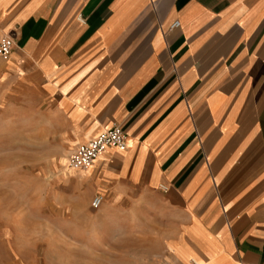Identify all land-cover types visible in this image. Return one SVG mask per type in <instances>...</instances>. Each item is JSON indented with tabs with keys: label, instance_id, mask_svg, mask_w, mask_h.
Returning a JSON list of instances; mask_svg holds the SVG:
<instances>
[{
	"label": "crops",
	"instance_id": "crops-1",
	"mask_svg": "<svg viewBox=\"0 0 264 264\" xmlns=\"http://www.w3.org/2000/svg\"><path fill=\"white\" fill-rule=\"evenodd\" d=\"M5 33L0 100L63 151L30 219L0 204V264H264V0H0Z\"/></svg>",
	"mask_w": 264,
	"mask_h": 264
},
{
	"label": "rangeland",
	"instance_id": "rangeland-1",
	"mask_svg": "<svg viewBox=\"0 0 264 264\" xmlns=\"http://www.w3.org/2000/svg\"><path fill=\"white\" fill-rule=\"evenodd\" d=\"M9 102V98L0 100V204L5 213L16 207L30 219L32 180L40 168H51L59 161L63 147L36 137L30 123L16 121L18 108ZM64 161L70 167L68 157H61V166Z\"/></svg>",
	"mask_w": 264,
	"mask_h": 264
},
{
	"label": "built area",
	"instance_id": "built-area-1",
	"mask_svg": "<svg viewBox=\"0 0 264 264\" xmlns=\"http://www.w3.org/2000/svg\"><path fill=\"white\" fill-rule=\"evenodd\" d=\"M178 25V20H174L171 23V27ZM13 43V38L10 34L5 33L0 36V58L5 59L9 56ZM109 146H115L120 149L125 148L126 132L120 124H112L102 129L90 140L78 144L68 156L69 165L74 168L85 169ZM101 200L102 195L95 194L91 200V205L97 207L100 205Z\"/></svg>",
	"mask_w": 264,
	"mask_h": 264
},
{
	"label": "bare ground",
	"instance_id": "bare-ground-1",
	"mask_svg": "<svg viewBox=\"0 0 264 264\" xmlns=\"http://www.w3.org/2000/svg\"><path fill=\"white\" fill-rule=\"evenodd\" d=\"M70 167L72 168V166H70ZM87 168H89V166ZM87 168H85V169H87Z\"/></svg>",
	"mask_w": 264,
	"mask_h": 264
}]
</instances>
